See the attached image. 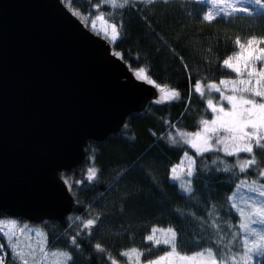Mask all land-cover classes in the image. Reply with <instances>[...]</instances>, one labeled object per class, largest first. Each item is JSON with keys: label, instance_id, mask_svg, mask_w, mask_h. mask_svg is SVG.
Returning <instances> with one entry per match:
<instances>
[{"label": "trees", "instance_id": "1", "mask_svg": "<svg viewBox=\"0 0 264 264\" xmlns=\"http://www.w3.org/2000/svg\"><path fill=\"white\" fill-rule=\"evenodd\" d=\"M63 2L79 18L92 17L97 6L103 20L117 25V40L110 42L113 53L131 71L143 68L146 80L158 90L180 95L150 101L140 112L130 113L117 132L99 142L87 141L78 165L59 172L72 187L73 209L61 219L41 221L48 248L66 250L71 256L67 264H125L122 253L132 248L144 253L141 261L147 262L169 246H153L145 237L154 227H173L184 253L210 246L228 264H245L240 259L246 254L244 232L232 196L241 182L261 179L264 149H254L257 164L241 172L238 158L218 150L197 156L169 135L174 130L194 132L209 117L206 92L197 93L195 84L204 88L232 77L222 61L237 50V37L243 42L264 36V12L205 21V4L194 0H128L123 7L124 0H117V7L105 0ZM190 160L195 161L194 178L181 176L192 180L193 192L187 193L180 180L171 178L170 169L179 165L186 171ZM89 169L97 173L92 181L87 179ZM87 219L95 223L86 229ZM30 222L0 210V252L3 248L7 253L0 260L24 264L14 239ZM247 264H264V253Z\"/></svg>", "mask_w": 264, "mask_h": 264}, {"label": "water", "instance_id": "2", "mask_svg": "<svg viewBox=\"0 0 264 264\" xmlns=\"http://www.w3.org/2000/svg\"><path fill=\"white\" fill-rule=\"evenodd\" d=\"M57 0H0V210L34 223L66 217L89 140L159 100L111 45Z\"/></svg>", "mask_w": 264, "mask_h": 264}, {"label": "snow or ice", "instance_id": "3", "mask_svg": "<svg viewBox=\"0 0 264 264\" xmlns=\"http://www.w3.org/2000/svg\"><path fill=\"white\" fill-rule=\"evenodd\" d=\"M105 2L112 7L118 6L117 0H105ZM147 2L153 3L154 0H147ZM164 2L167 3V0H164ZM127 3L128 0H124V3L120 4L119 7H123ZM253 3L261 5V0H253ZM261 6L264 7V5ZM220 11H223V9H220ZM97 19L102 20L105 17L97 16ZM203 19L210 21L213 17L209 14L205 15ZM93 27H95V22H93ZM110 27L111 40L116 41L117 25L113 23ZM235 45L238 50L222 61L223 66L235 74V78L220 79L218 84H208L209 92L218 93L219 100L215 103L213 99L207 100V108L210 109L212 114L211 118L203 119L200 122V130L187 133L184 143L190 146V149L194 150L197 156L216 150H222L226 156L230 157L237 156L240 153L249 154L252 158L245 159L239 164L240 171L244 172L257 164L254 149H264V47H261V45H264V36L257 38L253 35L246 42H242L241 38L237 37ZM137 75L141 79L146 78L143 68L139 70ZM148 82L153 83L152 80H148ZM195 91L202 93L199 82L195 84ZM179 95L178 91L173 90L166 93L164 99L169 100ZM213 162L215 163V161ZM194 164L195 161L190 160L186 171L179 165L170 169L171 178L180 180L182 191L187 193L193 192L192 180H182L181 176L194 178L196 171ZM177 168H180L179 175L177 174ZM223 170L229 171L228 168ZM96 174L95 169H89L87 179L92 181ZM259 176L264 177V170L259 172ZM185 182H187L186 187ZM255 183L256 181H253V185ZM262 188H264V185H262ZM250 190L257 191L260 197H264V190L255 187ZM232 207L237 208L238 205L233 203ZM238 210L240 230L248 235H256L258 240L264 243V235L252 227L254 224H264V207H253L250 212H246L243 207H239ZM94 223V219H87L84 227L86 229L91 228ZM145 240L152 242L153 246H169V249L165 250L163 255L148 259L147 264H228L226 258L215 255L214 253L218 250H214L210 246L204 250H197L192 254L184 253L182 251L183 242L179 240L178 232L173 227H154L151 233L145 237ZM72 243H76L75 237H73ZM244 244L246 254L240 259L245 261V264L251 258L253 251H256L257 254L264 252V247L258 246L255 241L249 247L248 240L245 238ZM95 247L97 250L103 251L100 244ZM122 255L128 257L135 255V264H140V257L145 254L138 252L136 248H132L130 251L123 252ZM67 259L71 260V256H67ZM24 264H27V260L24 261ZM111 264H116V260H112Z\"/></svg>", "mask_w": 264, "mask_h": 264}, {"label": "rangeland", "instance_id": "4", "mask_svg": "<svg viewBox=\"0 0 264 264\" xmlns=\"http://www.w3.org/2000/svg\"><path fill=\"white\" fill-rule=\"evenodd\" d=\"M57 1L60 5L62 4L63 6H67L63 2V0H57ZM131 1H135V0H131ZM142 1H145V0H142ZM197 1L205 4L206 6L205 15L210 14L213 18L214 17L217 18L219 16L230 18V16H233L236 14L237 15H240V14L251 15V13H255V12H258V13L264 12V7L261 6V5H264V0H261V5H257L253 3V0H194V2H197ZM220 9H223V11H220ZM243 10H247V11H243ZM92 12H95L92 17L83 16V18H79V16H77L78 17L77 19L80 20V22L84 25L86 29L88 27V30L93 35L96 34L100 36L103 40H106L108 44H110V42H112L111 27H110L111 24L106 22L103 19L102 20L97 19V16H102L101 12L98 11L97 6L95 5L93 6ZM93 22H95V27H93ZM243 42H246V40ZM261 47H264V45H261ZM257 66L259 67L260 65L258 64ZM131 74L135 79L137 80L141 79L140 76L137 75V73L131 71ZM231 74H232L231 78L229 77L225 79L235 78V74L234 73H231ZM141 80L149 84L146 78L141 79ZM205 86L206 87L202 88V92H206V95H207L206 96L207 98L205 101L206 105H207L208 99H213L214 103L217 102L219 100V94L215 92H209L208 87H207L208 85H205ZM159 92H160L159 98L162 100H165L164 97L166 93H168L167 90L160 89ZM208 110H209L210 115L207 119H210L212 114H211L210 109ZM198 130H200V122H199V125L196 131ZM187 133H190V132H186V131L180 132V130H174L172 134L169 135V137L172 140L173 139L180 140V142L183 144ZM188 147L190 148V146ZM192 151L195 152L194 150ZM218 151L224 154L222 150H218ZM241 155L245 156L244 158H247L249 154L240 153L237 156H234L235 158H238L237 160L238 165L243 160H245L243 157H240ZM177 171L180 172V168H177ZM259 177L261 179H259V181L256 180V183L254 185H253V180H249L248 182L244 181L243 183L241 182L238 185L239 187H237V191L232 196V200H233L232 203H235L238 205L236 210H238L239 207H243L246 212H250L253 207H264V197H260L257 191L250 190L252 187H255L256 189H259V190H264V188H262V185H264V177H261L258 175L257 178ZM63 180L66 183L67 180H65L64 178ZM66 184L69 186L68 181ZM252 227L256 228L257 232L264 235V224H254L252 225ZM156 228H161V227H156ZM157 235H159V233H157ZM245 238H247L248 240L249 247L252 246L254 241L258 244V246L264 247V243H261L258 240V237L254 234L248 235L247 233H244V239ZM14 242H15L16 250L21 253L20 256H21V260L23 263L25 260H27V264H67V262L70 261L67 259V256H69V254L67 253L66 250L48 248L49 240H47L46 230L41 225V221L40 223L30 222V224H28L25 228H23L22 233H20V235L14 239ZM130 250L131 249H127L126 251H130ZM263 253L264 252L257 254L256 251H253L251 253V258L252 257L259 258L262 256ZM124 257L127 258L125 264H135V259H136L135 255H132L130 257L128 256H124ZM0 264H9V263L4 262V260H0ZM116 264H121V263L116 261ZM140 264H147V262H142L141 257H140Z\"/></svg>", "mask_w": 264, "mask_h": 264}]
</instances>
